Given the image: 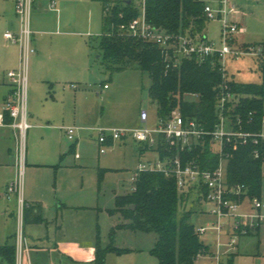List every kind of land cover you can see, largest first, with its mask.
Here are the masks:
<instances>
[{"label": "rangeland", "instance_id": "obj_1", "mask_svg": "<svg viewBox=\"0 0 264 264\" xmlns=\"http://www.w3.org/2000/svg\"><path fill=\"white\" fill-rule=\"evenodd\" d=\"M42 1L45 9L48 0ZM56 1L63 25L53 29L65 31L68 36L60 43L63 45L59 51L62 60L53 62L52 68L31 76L28 64L26 108L32 125L26 138L22 180L24 201L27 204L25 192L30 190L38 197L43 217L41 222H23V232L29 245L50 250L52 263L55 258L58 260V254L52 250L59 237L72 242L82 249V253L95 248L97 234L101 246L107 245L110 227L122 220L118 214L112 215L101 209L113 208L114 196L131 190L137 165L156 157L154 150L140 154L139 143L132 139L117 140L104 146L105 151L101 153L97 129L139 127L142 109L148 112V127H153L157 119L156 106L148 97V74L135 69L110 72L105 67L98 47L102 34L101 3L94 0ZM142 1L133 0L139 16L142 15ZM202 1L213 8L218 7L219 0ZM231 1L242 12L239 22L244 28L240 34L233 35L232 46L264 42V0ZM10 5L11 0H0V6L7 8ZM204 34L208 41L220 46L221 22L216 15L207 20ZM5 43L0 34V46ZM3 65L0 62V67ZM226 71L228 77L232 75L239 82L258 83L261 79L259 63L250 56L237 60L228 58ZM104 84L108 88H104ZM186 98L195 96L186 95ZM33 116L42 127L31 121ZM64 127L77 128L75 141L67 138ZM6 187L4 200L0 201V228L16 233L19 227L18 198L16 194L7 198ZM192 196L185 200L180 210L191 211L189 222L195 227L210 224L213 221L208 213L211 204L193 201ZM254 198L264 204V170L258 197H245L238 205L237 213L251 212ZM59 204L72 207L59 209ZM231 224L232 220H224L219 246L216 233L200 234V239L209 247L208 252H218L221 264H264V223L257 234L252 233L259 226L247 227L245 233H240L242 237H236L237 247L229 243L234 237L227 233ZM155 237L153 233L117 230L113 243L127 250L108 252L103 264H158L149 252ZM59 257V264H94L73 263L68 257ZM214 261L209 254H204L194 264H214Z\"/></svg>", "mask_w": 264, "mask_h": 264}, {"label": "trees", "instance_id": "obj_2", "mask_svg": "<svg viewBox=\"0 0 264 264\" xmlns=\"http://www.w3.org/2000/svg\"><path fill=\"white\" fill-rule=\"evenodd\" d=\"M94 1L102 5V34L98 39V47L106 69L110 72L135 69L147 73L150 78L148 97L156 106L157 118L166 119L178 111L185 120H194L199 127L209 132L184 149L177 141H167L161 137L154 149L158 158L164 160L178 156L183 164L194 161L203 168H214L223 156L226 160L227 184L240 187L239 194L233 198L241 202L245 197H258L264 170V140L257 138L254 143L249 138L245 144L231 140L225 142L219 153L210 132L218 122V100L224 85L236 96V100L229 101L224 109V114L234 122L239 118L235 128L252 134L261 131L264 117V63H259L261 79L258 83L224 78L217 56L201 63L194 58L184 57L177 66L166 67L171 53H164L159 45L143 38L118 32L120 24L139 17L133 0ZM204 5L202 0L142 1L144 19L150 26L173 36L187 35L195 39H206L204 28L208 19ZM88 44L92 45L91 41ZM186 95L195 98L187 99ZM151 149L150 146L139 147L141 153ZM132 186L134 188L130 191L115 195L114 207L107 209L109 214H118L122 221L110 227L106 246H101L97 234L94 264H103L108 252L121 253L127 250L113 243L119 229L155 234L149 252L158 264H194L199 255L208 253V246L189 222L191 211L179 208L192 195L193 201L200 203L192 189L182 191L174 176L148 170L139 172ZM6 250L10 251V248L0 246V253Z\"/></svg>", "mask_w": 264, "mask_h": 264}, {"label": "built area", "instance_id": "obj_3", "mask_svg": "<svg viewBox=\"0 0 264 264\" xmlns=\"http://www.w3.org/2000/svg\"><path fill=\"white\" fill-rule=\"evenodd\" d=\"M15 15L18 19L19 27L16 32L6 30L4 38L19 46V65L15 70H10L7 77L13 86V90L6 100L3 109L11 118L10 126L14 130L15 136V167L16 174L6 188V196L16 194L19 204V218L22 220L25 201L22 196V180L24 167L26 164V138L30 124L27 120L26 95H27V68L29 56L35 52L31 44L32 30L30 27V18L34 0H14ZM48 8L55 10V0L48 2ZM204 13L207 19H212L215 15L221 22V44L218 47L214 42L207 39L191 38L187 35L173 36L164 31H160L150 26L142 15L128 23L120 24L118 32L143 38L147 41L159 45L164 53H171L170 60L166 67H175L180 59L194 58L197 62H204L207 58L217 56L222 70V76L227 78L226 62L228 58L237 60L243 56H250L258 63H264V42L254 44H244L241 47H233V35L241 31L238 15L242 12L231 0H219L218 7L213 8L208 4L204 5ZM104 88L107 84L103 85ZM236 100V96L227 90L224 85L218 100V122L215 129L210 132L214 146L219 153L222 152L225 142L235 140L240 144H245L249 138L254 143L257 138L264 140V117L262 119V129L258 134H252L236 129L239 124V118L235 122L224 114L227 103ZM141 126L136 128H99L97 141L100 146L99 151H105L104 146L110 145L117 140L132 139L139 143L140 147L150 146L154 150L160 143L161 137L167 141H177L181 147L191 146L198 138L209 132L204 131L194 120H185L178 111H174L166 119L157 118L153 127H148V112L144 109L139 112ZM4 124L3 113L0 112V125ZM76 127H65V133L69 140H75ZM156 153V152H155ZM222 156V155H221ZM226 160L221 157L219 163L214 168H203L199 163L188 161L182 163L179 157L173 159L165 158L160 160L158 155L155 159L147 160L137 165L132 180L141 171H161L166 176H174L178 188L182 191L192 189L194 195L199 197V202H208L211 204L209 213L214 220L206 226L195 227V231L200 234L207 231L216 233L217 245H220L221 232L224 229V220H232L228 226V234L234 236L230 244L236 246V237L240 233H245L247 227L259 226L264 223V204L259 199L254 198L251 202L252 211L247 213H237L240 202L233 198L239 194V186H229L226 182L225 172ZM134 187L132 186L131 189ZM246 227V228H245ZM16 264H24L25 256L28 251V245L22 230L19 229L16 236ZM209 254L216 262L219 261V254ZM202 254V255H204ZM201 256V255H199ZM27 264L28 260H26Z\"/></svg>", "mask_w": 264, "mask_h": 264}, {"label": "crops", "instance_id": "obj_4", "mask_svg": "<svg viewBox=\"0 0 264 264\" xmlns=\"http://www.w3.org/2000/svg\"><path fill=\"white\" fill-rule=\"evenodd\" d=\"M49 1L50 0H48V2ZM48 2L46 4L47 7L44 9L42 0L33 1V8L30 18V27L33 32L31 44L35 48V52L29 56V60H28L29 75L31 73V76H35L37 73L41 71L43 72L47 71V69L52 68L53 62L62 60V57L59 56V51L61 48H63V45L60 43H62L63 39H65V37L68 36V33H66L65 31H58L57 29H53V28H57L59 25L62 26L63 22L61 21V19L59 20L58 17L59 16L58 2L55 0L56 2L55 10L48 8ZM14 6H15L14 0H11V5L8 6L7 8H5V6H0V34L3 37V39L7 42L4 45L0 46V54H1L0 62L5 64L3 65V67H0V112L3 113V118H4V124L0 125V201L4 200L3 192L5 190L6 185H8V182H10L16 174L15 153H14V147H15L14 130L9 125L11 122V118L9 114L3 109L6 100L8 99V97L10 96L13 90V86L7 77V73L8 71H10L9 69L11 70L17 69L19 65V46L16 43L10 42L9 40L5 39L3 35L6 30H10L12 32H16L18 30L19 23L15 15ZM238 19H239V15H238ZM240 28L241 31L238 34L244 31V28L241 23H240ZM229 78L234 79L232 75ZM27 79H28V68H27ZM31 119H32L31 121L35 122V124H37L38 126L40 127L43 126L41 123H38V121L34 116L31 117ZM27 120L29 122L28 112H27ZM30 124L32 125V123ZM131 127L132 126L128 125L124 128H131ZM62 129H64L65 132V127ZM71 145L72 147H74V143ZM138 151L140 154H142L140 150ZM147 160H152V159L148 158ZM5 196H6V192H5ZM9 196L6 197L9 198ZM25 197L27 199V204L25 202V208L23 209L22 220H20L19 218V227L17 232L14 233L13 230L5 232L4 229L2 230L0 228V246H7L8 248H10L11 251L10 252L6 250L4 253H0V264H16L15 244H16V236L19 229L22 230V234L25 237L28 245V251L25 256L26 258L24 264H27L26 260H28L29 264H59L61 263V259L59 255L61 256V258L68 257V259H70L73 263H84V262L93 263V258H94L93 248H89L88 251L82 253V249H78L76 245L74 244L72 245V242H69L60 237L59 239H56L57 241L55 242V246L52 250V251H56L55 253L58 254L57 255L58 260L55 258L53 263L49 257V251H50L49 249L45 250L43 247L38 246L36 244L29 245L28 238L23 232L22 223L25 222V224H29V223L41 222L43 217H42L40 204L37 201L38 197L30 193V190H27L25 192ZM62 206L64 208L72 207L66 204L64 205L59 204L58 208L60 209L62 208ZM107 209L109 208H105L101 210L107 212ZM260 225L252 234L259 233ZM237 237H242V236L241 235L239 236L238 234ZM12 253L13 256H10Z\"/></svg>", "mask_w": 264, "mask_h": 264}]
</instances>
